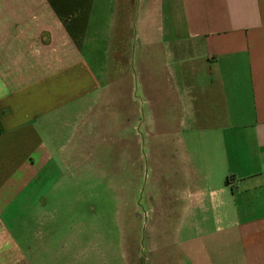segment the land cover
<instances>
[{"label":"crops","instance_id":"0c3cea01","mask_svg":"<svg viewBox=\"0 0 264 264\" xmlns=\"http://www.w3.org/2000/svg\"><path fill=\"white\" fill-rule=\"evenodd\" d=\"M115 2L118 9L122 0ZM108 3L0 0V264H113L98 224L61 212V203L81 198L43 192L51 172L90 170L93 121L81 106L108 117L112 40L98 63ZM140 3L151 103L124 123L123 149L134 151L143 127L155 157L170 160L166 181L155 171L156 203L169 206L178 233L208 242L186 245L191 260L197 251L210 264L217 244L237 252L224 264H264V0ZM64 219L82 222L63 229ZM88 228L93 243L84 239Z\"/></svg>","mask_w":264,"mask_h":264},{"label":"rangeland","instance_id":"374dc122","mask_svg":"<svg viewBox=\"0 0 264 264\" xmlns=\"http://www.w3.org/2000/svg\"><path fill=\"white\" fill-rule=\"evenodd\" d=\"M140 1L122 0L120 7L116 9L115 0H109L105 13L99 19L104 36H100L98 63L107 62L105 40H112L109 43V98L102 104L108 117L100 116L101 114L93 117L95 109H86L82 103V113L85 112L87 118L92 114L93 121L92 139L85 144L90 170L51 172L50 175L47 174L43 192L49 198H81L80 202L76 201L74 204L61 203V212L67 218L75 213V217L82 218L87 224H98L97 236L104 237H101L104 244H98L109 246V261H113V264H126L127 261L129 264H208L204 259L196 260L199 256L197 251L194 261L186 253V245L189 243L194 242L197 246L208 242L200 236L191 237L178 233L177 220L167 208L169 206L165 210H159L161 204L156 203L160 193L154 189L155 171L157 169L160 174L158 180L166 181L169 172L163 171L169 166L170 160L160 161L155 157V143L149 134L144 135L142 126L140 132L143 133L139 135L140 140H135L134 151L132 146L130 150L123 149L126 134L123 135V126H126L124 123L132 117V112L133 115L136 114L135 110L139 105L141 108L143 104L148 114L151 103L143 93L142 86L144 75L140 61L144 64V59L148 60L142 50L146 47L149 51L148 47L151 45L141 38ZM111 32L113 36H110ZM123 104H129L128 114L126 108L123 115ZM138 127L139 124H136V131H139ZM163 143L166 141L163 140ZM41 193V188H38L37 194ZM53 206L51 204L48 208ZM59 222L65 229L69 224L76 222L77 225L82 221L64 219ZM88 237L92 239V243L95 241L91 228L87 229L84 239ZM91 245H88V249L84 245L83 257L90 253ZM214 246L208 248L210 264H224V258L237 254L235 248L229 253L223 249L219 252V249L215 250L218 245Z\"/></svg>","mask_w":264,"mask_h":264},{"label":"trees","instance_id":"16d2710c","mask_svg":"<svg viewBox=\"0 0 264 264\" xmlns=\"http://www.w3.org/2000/svg\"><path fill=\"white\" fill-rule=\"evenodd\" d=\"M0 132H2V127H1V124H0Z\"/></svg>","mask_w":264,"mask_h":264}]
</instances>
